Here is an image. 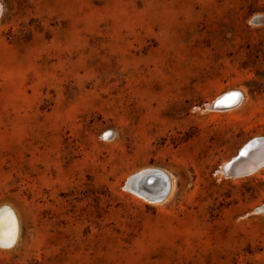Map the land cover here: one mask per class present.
<instances>
[{
  "label": "rangeland",
  "instance_id": "obj_1",
  "mask_svg": "<svg viewBox=\"0 0 264 264\" xmlns=\"http://www.w3.org/2000/svg\"><path fill=\"white\" fill-rule=\"evenodd\" d=\"M252 140L264 0H0V264H264Z\"/></svg>",
  "mask_w": 264,
  "mask_h": 264
},
{
  "label": "water",
  "instance_id": "obj_2",
  "mask_svg": "<svg viewBox=\"0 0 264 264\" xmlns=\"http://www.w3.org/2000/svg\"><path fill=\"white\" fill-rule=\"evenodd\" d=\"M224 96L226 95L221 96V98H223ZM216 101H215V104H213L212 106L208 108L209 110H217L218 108H229L230 106H234L235 104H237V102H232L231 105L229 106H225V105L219 106V104H217ZM260 144H264V140L262 142L260 140L258 141L252 140L249 143H247L242 149H240L238 154L233 159H231L230 161H228L225 165L221 167L220 171L223 173L224 177L225 178H237V177H243V176L249 175L251 172L250 168H246V169L239 168L238 169L237 166L238 164L244 162V160H246L248 155ZM150 176L155 178V182H152V181L148 182L149 187L156 194H159L160 199L164 198L166 195L167 189H168L167 188L168 187L167 176L162 171H159V170H152L150 172ZM260 210H264V204L261 208L256 209V212H259Z\"/></svg>",
  "mask_w": 264,
  "mask_h": 264
},
{
  "label": "bare ground",
  "instance_id": "obj_3",
  "mask_svg": "<svg viewBox=\"0 0 264 264\" xmlns=\"http://www.w3.org/2000/svg\"><path fill=\"white\" fill-rule=\"evenodd\" d=\"M233 92H236V91H233ZM229 93H231V92H228V93H226V94H224V95H228ZM236 93H238V96H237V98H236V100H235V102H237V104H235L234 106H230L229 108H219V109H232V108H235L236 106H238L239 105V103L241 102V100H242V95L239 93V92H236ZM223 96V95H222ZM221 98V96L220 97H218L216 100H218V99H220ZM215 100V101H216ZM231 103L232 102H229V103H227V104H219V106H221V105H225V106H229V105H231ZM213 104H215V102L213 103ZM212 104V105H213ZM110 137V136H109ZM261 142L263 141V140H260ZM259 147H260V149H258V151H256V152H253V153H250L249 155H248V157L246 158V160H244V162H242V163H240V164H238V169L239 168H241V169H246V168H250L251 169V172H250V174L252 173V172H254V171H256L257 169H259L260 167H262L263 165H264V144H260L259 145ZM223 165H225V164H223ZM222 165V166H223ZM221 166V167H222ZM221 167H220V170H221ZM249 169V170H250ZM222 173V172H221ZM165 174V173H164ZM223 174V173H222ZM166 175V174H165ZM167 176V175H166ZM167 183H168V189H167V192H166V195H165V197L164 198H161L160 200H158V201H156L157 203H161V202H163V201H165L167 198H169L170 196H171V190H172V186H171V183H170V181H169V179H168V176H167ZM163 186V185H162ZM161 186V187H162ZM158 195V198H159V194H157ZM263 206V205H262ZM261 206V207H262ZM260 207V208H261ZM257 209H259V208H257ZM259 212H264V210H260ZM5 214H6V212H5ZM4 214V215H5ZM4 219H3V217L2 218H0V224L2 223V221H3ZM4 222V221H3ZM6 222H7V220H6ZM5 223V222H4ZM2 225V224H1ZM0 225V227H2ZM5 225V224H4ZM13 229V228H12ZM14 230V229H13ZM12 231V230H11ZM0 236H1V234H0ZM0 241H2V240H0ZM9 244L10 243H8V242H6V243H4L3 245H6V246H9Z\"/></svg>",
  "mask_w": 264,
  "mask_h": 264
},
{
  "label": "snow or ice",
  "instance_id": "obj_4",
  "mask_svg": "<svg viewBox=\"0 0 264 264\" xmlns=\"http://www.w3.org/2000/svg\"><path fill=\"white\" fill-rule=\"evenodd\" d=\"M238 96V93L231 92L228 95L224 96L223 98L216 101L217 104H227L229 102H235L236 98Z\"/></svg>",
  "mask_w": 264,
  "mask_h": 264
}]
</instances>
